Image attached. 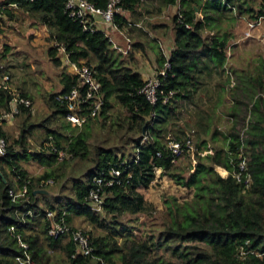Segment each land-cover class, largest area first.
Wrapping results in <instances>:
<instances>
[{
    "label": "trees",
    "instance_id": "obj_1",
    "mask_svg": "<svg viewBox=\"0 0 264 264\" xmlns=\"http://www.w3.org/2000/svg\"><path fill=\"white\" fill-rule=\"evenodd\" d=\"M89 1L103 9L109 2ZM141 1L120 0V5L124 10H135ZM11 2L19 3V7L31 18L32 25H46L51 35L49 39L63 43L71 60L85 59L95 67L104 99L98 116L109 120L114 104L124 108L127 120L124 124L129 137L134 140L135 152L126 158L125 154H119L114 148L96 146L94 165L83 179L74 180L72 194L53 200L39 190H46L44 185L54 176V172L47 171L38 177L30 176L29 194L34 201L30 207L34 215H26L22 222L18 213L22 207L15 204L9 195V188L19 189L22 181H15V175L14 179L11 178L7 168L12 169L13 174L16 170L25 178L29 174L22 168L21 160L33 158L51 166L58 157L53 145L49 149L51 153L46 150L28 152L27 133L32 132V126L35 125L23 128L15 144L10 145L9 154L0 159V264H26L23 259L27 254H30L34 264L90 263L92 257H72L75 247L69 236L54 239L47 234L50 222L45 218L46 211L54 209L61 212L64 208L69 212L67 220L70 223L75 216H83L90 224L113 231V235H94L88 231L95 247V256L110 264H116L117 261L120 264H264V59L260 60L256 74H239L235 69H228V47L232 35L219 28V20L226 13L227 5L236 8V18L246 16L250 19L264 15V3L256 8L254 0H179L182 17L177 13L172 18L175 47L169 56L171 68L163 81L164 92L174 91V94L168 103L160 99L153 105L142 93L146 80L130 64L133 52L125 58L113 47L102 30H84L80 21L66 11L65 0H9L4 4ZM176 2L166 0L167 4ZM11 9L5 13L13 17L15 14ZM114 22L119 27L126 26L123 15L117 14ZM206 30L213 33L205 35ZM48 52L53 63L60 66L62 61L57 49L50 47ZM2 54L0 63L6 65ZM165 60V56L161 57L158 69ZM218 72H228L239 77L232 85L234 87H231L233 102L229 106L228 115L235 121L229 133L224 135L226 147L215 150L213 154L203 155L199 149L208 142L203 137L198 143V149L193 151L198 159L191 165L188 175L182 172L170 173L175 162L167 151V137L174 135L178 139H186L191 134L189 131L184 137H179L171 133L169 120L172 116L178 117L172 104L177 99L193 102L194 97L202 93L207 80ZM61 81L63 86L59 92L45 95L47 103L53 108L52 116L65 118L69 111L81 116L87 115L91 101L84 103L82 110H76L74 104L62 99L75 85L76 76L63 73ZM231 83V76L227 74L222 89ZM247 88L252 90L243 97L239 89L246 92ZM20 92L33 99L24 90ZM11 97L9 91L0 93V109L9 105ZM160 98L163 96L160 95ZM242 107L246 108L245 113L240 110ZM27 111L29 109L23 108L21 113ZM94 118L87 117L82 126H74L66 120L67 123L62 127L70 132L69 135L49 127V121H46L49 118L40 126L46 129L45 140H54L56 149L63 150L60 140L65 137L68 147H63L64 150L73 158L85 157ZM240 124L242 127L239 130ZM200 127L203 135H207V131L211 132V138L216 140L219 129L215 124L213 131L207 125L200 124ZM1 135L7 137L2 124ZM144 135H148V140L143 142ZM15 145L24 151H17ZM159 150L163 151L162 157H157ZM241 151L248 157V172L252 178L247 190L234 176L239 168ZM121 161H126L130 166V183L106 187L104 210H93L87 196L94 186V177L105 172V177L109 178L110 166ZM216 165L224 167L229 174L222 176L216 170ZM157 168L170 173L178 184L194 188L195 194L191 200L184 202H180L176 196H166L168 216L163 228L159 233L137 238L131 230L133 227L125 226L118 216L147 211L150 205L140 189L151 185L156 178ZM121 178L125 179V175ZM14 224L18 225L17 232L22 234L28 248L22 247L9 231ZM98 262L102 263L100 260Z\"/></svg>",
    "mask_w": 264,
    "mask_h": 264
},
{
    "label": "rangeland",
    "instance_id": "obj_2",
    "mask_svg": "<svg viewBox=\"0 0 264 264\" xmlns=\"http://www.w3.org/2000/svg\"><path fill=\"white\" fill-rule=\"evenodd\" d=\"M9 0H0V5L6 3ZM264 0H254V6L258 8L260 4H263ZM174 15L178 10V7L173 4ZM236 8L234 6L227 5L226 13L219 20L221 26V31H226L231 33L232 37L230 39L228 52L230 49L231 54L234 53V57L238 58L235 62V66L230 63V58L228 57L227 68L232 70V67H236L237 73H253L258 72V66L260 60L264 59V21L261 26L254 31V35L251 38L243 39L244 31L246 28V19L248 17H238L236 18ZM12 11V9H11ZM154 11V10H153ZM156 16L164 18L166 15L170 14L168 10L166 11H155ZM158 12V13H157ZM8 18V14H4ZM173 13L170 14V17ZM157 18V20H162ZM30 19L21 14L17 13L14 18L7 19L9 24H3L2 30H0V41L5 44L10 45V52L8 55V67L11 70V86L17 91L24 90L33 97L32 108L26 113H20L14 118L15 123L13 124L11 130L8 133V141L10 145L15 144V140L19 137L23 128H28L32 126L33 131L28 132L27 147L33 151H48L51 153V146L56 147L54 140L47 141L46 129L40 126V124L47 118L49 121L47 124L49 127L56 128L62 133H68L63 129L62 125L67 123L63 116L55 117L52 116L53 108L49 106L47 100L45 99L46 93L59 92L62 88L61 72L65 75L71 74L70 70L66 66L55 65L51 60L46 44H41L40 41L44 42V36H34L29 39L27 35H24L22 30H18L16 26H26V21ZM144 20V19H143ZM211 34L210 32H205V35ZM35 38H40L38 42ZM47 38L45 39V41ZM237 41V43H235ZM233 43H235L233 45ZM232 57V56H231ZM237 65V66H236ZM228 72L230 70H227ZM231 76L232 81L239 79L236 74L228 73ZM227 74L215 73L208 80L206 88L202 93H198V97L202 100H195L193 102H188V104L183 105L179 108L178 116L182 119L183 123L186 125L187 132L192 129L195 130L193 142L194 146L190 152L182 156L180 159L175 161L173 169L170 173H183L186 176L189 173L191 165L198 159V156L194 155L193 151L198 149V143L201 138L208 137V142L201 145L199 151L205 154H213L217 149H223L226 147V140L224 135L229 133V130L234 124V119L229 118V106L232 99L231 96V84L227 85L225 89H222L223 84L227 81ZM244 75V74H243ZM222 89V90H221ZM252 88H247L246 92L239 89L240 94L244 97ZM201 94H205L209 98L212 104H220L219 113L214 109V105H207L204 102V97ZM248 100V99H247ZM250 101V100H249ZM229 102V103H228ZM115 107L110 112V119L105 120L104 116H96L94 118V127L88 142V153L85 157H71L72 155L67 153V155L61 159L59 157L53 162L51 166L40 163L36 159H24L20 161L22 168L28 171L30 176L38 177L47 171L54 172V176H51V182H47L44 187L46 190L44 193L47 194L51 200L56 197L68 196L72 194L73 182L76 179H83L85 173L94 165V154L96 146H103L107 148H114L119 154H125L126 158L133 155L135 152V143L132 137H129V132L124 124L126 120V110L114 104ZM242 113H245L246 108L242 107L240 109ZM222 113V114H220ZM111 121V122H110ZM45 122V121H44ZM209 122V123H208ZM241 122V120H240ZM112 123V124H111ZM200 124L207 125L208 128L213 131V124L219 129L217 138L214 141L211 138V132H206L207 135H203L201 132L203 130ZM114 125V126H113ZM242 125L238 126L240 130ZM61 149L63 147H68V142L65 137L60 140ZM215 146V147H214ZM17 151H24L19 145L14 146ZM66 151V150H64ZM220 166H216V170L223 176L227 173L222 172ZM224 168V167H222ZM7 171L11 178L14 179L13 170L7 168ZM224 171V170H223ZM170 173H166L163 169H156V178L147 188H141L140 191L145 195L148 201V209L144 213L133 215L130 213H123L118 216V219L124 223L126 226H132L133 234L137 238L148 237L152 233H159V230L163 228L165 220H167L165 197L166 196H176L180 202L189 201L194 197L195 189L187 188L178 184L177 180L171 176ZM16 181V180H15ZM41 198V197H40ZM62 210H66L65 208ZM104 210V208H103ZM102 210V211H103ZM81 216H75L74 220H78V224H73L75 227H80L91 231L94 235L98 234H109L113 235V231L108 229H101L97 226L90 224L85 218H80ZM111 218V217H109ZM120 241V239H119ZM91 262L88 264H104L99 263L96 258H91ZM108 263V262H105ZM110 264V263H108ZM116 264H120L118 261Z\"/></svg>",
    "mask_w": 264,
    "mask_h": 264
},
{
    "label": "built area",
    "instance_id": "obj_3",
    "mask_svg": "<svg viewBox=\"0 0 264 264\" xmlns=\"http://www.w3.org/2000/svg\"><path fill=\"white\" fill-rule=\"evenodd\" d=\"M66 11L70 16L78 19L83 25L84 30H97L92 23V17L96 14L102 15L108 24L107 28L103 30L104 34L108 37L109 41L112 43L113 47L127 53L131 49V39L127 34L114 22V17L118 15H123V7L120 5V0H109L108 5L105 9L96 7L89 0H65ZM178 7V10L175 14H179V17H182L180 13L179 0L175 3ZM19 7L18 2H11L8 4L0 5V15H4L7 9ZM201 16V14H199ZM264 21V15H259L255 18L246 19V28L244 31L243 39H248L253 37L254 31H256ZM141 26L138 23H132L131 21L126 20V26ZM111 29H117L121 34L125 35V39L128 43L125 49H122L117 45V42L111 33ZM235 44V43H234ZM52 45L57 49L58 53L61 54V58L73 69L74 75L76 76V83L70 89L68 93L62 96V99H65L67 102L74 104L75 109L82 110V105L88 101H91V109L87 115H79L74 111H69L66 113L65 118L67 121L71 122L74 126H82L87 117H96L98 116L103 108L104 99L100 89V83L97 77V71L93 65L88 64L84 60L73 61L70 58L69 53L67 52L66 46L63 43L58 42L57 40H52ZM165 61L163 65L157 70L154 77L146 80L144 87L142 88V93L146 98L156 105L157 102L161 99L163 103H168L170 97L174 94V91H169L168 93L164 92V79L168 75V71L171 68V63L169 61L168 54H165ZM234 81H232V84ZM2 91H9L12 93V97L9 101V105L5 108L0 109V124H4L8 121L13 120L17 117L22 109H31L33 101L31 98L24 96L20 91H17L11 86V74L4 63H0V93ZM160 95L163 98H160ZM195 130H191V134L186 139H178L174 135H169L166 140V147L169 155L172 157L173 162L180 159L186 152H189L193 146V137ZM148 140V135H144L143 142ZM54 151L58 153V157L63 159L67 152L64 150L56 149ZM10 152V143L8 138L5 136H0V159L6 157ZM163 151H157V157H162ZM239 168L234 172V176L238 182L243 183L244 190L250 188L252 183L251 174L248 172V157L243 155L241 151L239 154ZM129 165L126 164V161H121L120 163H115L110 166V177H105V172H101L94 177V186L91 188L87 200L92 206V209L95 211H102L104 205V198L106 197V187L115 186L120 184L130 183L131 174L128 172ZM160 169V168H157ZM125 175V179H122L121 176ZM229 171H227V175ZM15 180L22 181V186L19 189L15 187L9 188V195L11 196L12 201L19 205L21 208L18 209L19 217L21 221L24 222V217L26 215L33 216L31 205L34 203L32 197L29 194V185H30V175H27L25 178H22L16 170H14ZM226 175V176H227ZM49 179L47 182H51ZM24 208V211H23ZM69 212L67 210H61V212L51 209L47 210L45 213V218L48 219L50 224L47 228L48 236L57 239L61 236H69L74 243L75 251L72 254V257H77L79 255L85 257H92L100 260L104 264L105 261L99 257L95 256L94 251L95 247L93 245L92 237L86 229L75 227L72 223L68 222ZM18 225L14 224L10 227L9 231L12 232V235L16 237L20 245L24 248H28V243L24 240L21 233L17 232ZM19 259V258H18ZM26 264H34L30 254H27L26 258L23 259Z\"/></svg>",
    "mask_w": 264,
    "mask_h": 264
},
{
    "label": "crops",
    "instance_id": "obj_4",
    "mask_svg": "<svg viewBox=\"0 0 264 264\" xmlns=\"http://www.w3.org/2000/svg\"><path fill=\"white\" fill-rule=\"evenodd\" d=\"M173 4H167L166 0H142L141 3L138 5V7L135 10H124L123 16L126 18V20L131 21L132 23H138L141 24V26H125L121 27V29L127 34V36L131 39V49L127 53H123L120 51L126 58L131 52H133V59L130 62L131 66L139 73H141L144 80H147L149 78H152L155 76L158 67L161 65V57H163L165 54L170 55L172 50L175 47V31H174V24H173V17H170V14L173 13L174 15V8ZM154 10V11H153ZM166 11L168 10L170 14L166 15L164 18H161L160 16H156L155 11ZM12 12L15 14V16L10 17L11 19L17 16V13H21L25 16H27L30 20L26 21V26H16L17 31L22 30L24 35H27L29 39H32L35 35L36 36H44V42L40 38H35L38 42L42 44H46L47 46V52L50 47H53L52 45V39L50 38V31L46 25H32V20L29 17L28 14L24 12V10L20 7L13 8ZM158 13V12H157ZM172 15V16H173ZM161 18L162 20H157V18ZM5 15H0V30H2L3 24H9L7 19H10ZM144 19V20H143ZM92 23L96 27L97 30H104L107 28L108 24L106 23L104 17L102 15L96 14L92 17ZM2 25V27H1ZM205 32H209V30H206ZM111 33L113 34L117 45L120 46L122 49H125L128 45L125 35L121 34V32L117 29H111ZM213 33V32H210ZM47 40L45 41V39ZM237 43V41H235ZM234 45V43H233ZM231 49V48H230ZM229 49L228 57L230 58V63L233 65L237 61L238 58L234 57V53L231 54ZM10 45L8 43H4L0 41V53L4 56V62L6 63L8 67V55L10 52ZM49 54V52H48ZM58 56L61 58V54L57 52ZM50 56V55H49ZM232 56V57H231ZM51 58V57H50ZM86 61L85 59H80ZM62 66H66L72 75H74V71L72 68L69 67V65L61 58ZM235 66V65H233ZM237 66V65H236ZM14 67L10 68L8 67L10 74H12V69ZM231 68V67H230ZM232 69H236V67H232ZM61 75H63V72H61ZM62 79V78H61ZM212 83H213V78ZM209 80V79H208ZM207 80V83H208ZM63 86V85H62ZM207 84L203 86V90L206 88ZM13 88V87H12ZM14 89V88H13ZM62 89V88H61ZM16 90V89H15ZM222 90V89H221ZM47 94V93H46ZM202 97H204V102L207 105H214V109L216 111H219L220 104L213 103L209 98L205 96V94H201ZM45 97V96H44ZM30 98V97H29ZM195 100H202V98H199L198 95L194 97ZM33 101V100H32ZM203 101V100H202ZM231 104L233 100H230ZM188 102H191L189 100L184 99H177L173 102L172 107H175L176 112L179 111V108L183 105L188 104ZM196 102V101H195ZM229 103V102H228ZM230 104V105H231ZM228 105V106H230ZM219 113V112H218ZM222 114V113H220ZM178 116V115H177ZM178 117H171L169 122V129L171 133L179 136L184 137L186 132L189 130L187 129L186 125L183 123L182 119ZM229 117V116H228ZM231 118V117H229ZM15 123V120L8 121L2 125L4 131L7 134L10 133L13 124ZM208 138V137H204ZM215 147V146H214ZM28 152L34 153L35 151L31 149H27ZM218 166V165H216ZM222 169V166H220ZM224 170L227 171L225 168ZM224 171V172H225ZM223 176V175H222ZM226 177V176H224ZM45 191V190H44ZM44 193V192H43ZM80 218H85L81 216ZM75 219V218H74ZM71 223L78 224V220H74Z\"/></svg>",
    "mask_w": 264,
    "mask_h": 264
},
{
    "label": "water",
    "instance_id": "obj_5",
    "mask_svg": "<svg viewBox=\"0 0 264 264\" xmlns=\"http://www.w3.org/2000/svg\"><path fill=\"white\" fill-rule=\"evenodd\" d=\"M40 192H44V190H39Z\"/></svg>",
    "mask_w": 264,
    "mask_h": 264
}]
</instances>
